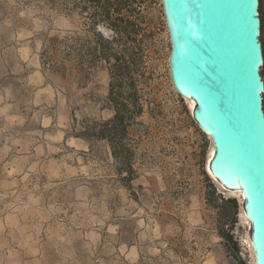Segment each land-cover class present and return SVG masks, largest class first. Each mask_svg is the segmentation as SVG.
Instances as JSON below:
<instances>
[{
    "label": "rangeland",
    "instance_id": "1",
    "mask_svg": "<svg viewBox=\"0 0 264 264\" xmlns=\"http://www.w3.org/2000/svg\"><path fill=\"white\" fill-rule=\"evenodd\" d=\"M142 1L140 17L155 33L145 89L155 114L133 136L138 177L129 188L107 143L72 135L74 108L113 116L91 98L108 95L107 69L81 89L42 69L48 38L73 28L84 40L81 16L72 24L42 0H0V264H253L241 196L211 178L213 144L173 87L163 3ZM204 171L238 202V256L217 233Z\"/></svg>",
    "mask_w": 264,
    "mask_h": 264
},
{
    "label": "water",
    "instance_id": "2",
    "mask_svg": "<svg viewBox=\"0 0 264 264\" xmlns=\"http://www.w3.org/2000/svg\"><path fill=\"white\" fill-rule=\"evenodd\" d=\"M161 1L171 41L173 87L195 102L194 121L213 144L211 178L226 191H241L240 218L243 210L252 262L264 264L260 0Z\"/></svg>",
    "mask_w": 264,
    "mask_h": 264
},
{
    "label": "trees",
    "instance_id": "3",
    "mask_svg": "<svg viewBox=\"0 0 264 264\" xmlns=\"http://www.w3.org/2000/svg\"><path fill=\"white\" fill-rule=\"evenodd\" d=\"M46 5L63 13L74 24L81 16L87 35L80 41L73 28L64 30V36L48 38L43 44L41 65L45 73L58 76L63 82L85 88L92 73L99 66L107 69L110 82L108 95L92 96L101 102L100 112L111 111L113 116L100 119L72 110L73 131L77 139L87 142H104L117 162L122 181L132 188L138 177L135 168L137 127L144 126L143 118L155 114V103L145 89L152 79L149 65V43L155 33L146 26L139 12L142 0H42ZM261 40L264 51V10ZM264 78V65L261 69ZM206 158V149L200 153ZM207 198L210 206L218 210L216 229L218 235L234 256L240 252V243L233 234L237 223L238 202L225 199L218 193L215 183L204 171Z\"/></svg>",
    "mask_w": 264,
    "mask_h": 264
},
{
    "label": "bare ground",
    "instance_id": "4",
    "mask_svg": "<svg viewBox=\"0 0 264 264\" xmlns=\"http://www.w3.org/2000/svg\"><path fill=\"white\" fill-rule=\"evenodd\" d=\"M169 38H170V37H169ZM186 101H188L189 104H190L191 106H193V109H192V112H193L194 109H195V107H196L195 102H194L193 100H191V99H186ZM212 151H213V154H214V147H213ZM213 154H212V152H211L210 155H212V157H213ZM212 157H211V158H212ZM211 158H210V159H211ZM220 188H221V187H220ZM228 191L231 192L232 194H236V195H239V196L242 195L241 191H237V190H235V191L228 190ZM242 216H243V220H244L245 222H247V220H246V218H245L244 211H243V213H242ZM249 247L251 248V253H252V256H253V251H252V247H251V241H249Z\"/></svg>",
    "mask_w": 264,
    "mask_h": 264
}]
</instances>
